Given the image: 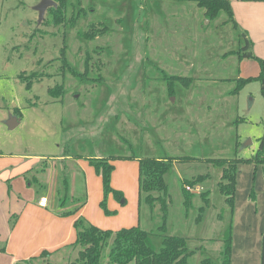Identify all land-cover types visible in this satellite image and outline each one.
<instances>
[{
	"label": "rangeland",
	"instance_id": "obj_1",
	"mask_svg": "<svg viewBox=\"0 0 264 264\" xmlns=\"http://www.w3.org/2000/svg\"><path fill=\"white\" fill-rule=\"evenodd\" d=\"M41 2L0 0V170L19 164L23 156L28 163L44 167L47 162L51 168L42 172L40 166L39 172L11 183L23 203L45 195L50 206L61 204L49 183L52 157L132 153L142 158L247 159L256 152L264 133V98L258 81L231 93L240 71L253 74L256 63L250 61L253 68L242 72L247 65L240 66L236 52L246 29L238 25L237 30L225 13L210 21L193 1L71 0L65 23L55 25L49 10L40 22L36 7ZM91 29L97 34L94 40L85 36ZM57 86H64L61 98L50 94ZM12 115H19L21 123L10 130L6 121ZM250 164L238 165L239 204L256 181L257 169ZM65 165L61 170L69 181ZM177 165L166 177L165 230L159 204L154 211L142 205L141 227L153 233L156 249L164 236L179 235L189 239L190 250L219 263V252L206 253L204 238H216L227 227L225 220L209 221L210 214L228 211L218 186L222 168L204 161ZM260 173L264 182L263 169ZM199 175H210L205 186L213 205L202 223L203 198L192 194L187 209L183 191L191 194L183 183ZM259 193L263 206L264 188ZM2 196L0 188V220ZM79 250L65 249L50 264L74 260ZM0 252V264H7L8 256ZM199 254L191 264L203 259Z\"/></svg>",
	"mask_w": 264,
	"mask_h": 264
},
{
	"label": "crops",
	"instance_id": "obj_2",
	"mask_svg": "<svg viewBox=\"0 0 264 264\" xmlns=\"http://www.w3.org/2000/svg\"><path fill=\"white\" fill-rule=\"evenodd\" d=\"M229 1L234 12L237 30H239L238 25H241L243 30L244 28L246 29L245 35L252 42L253 54L264 60V0ZM250 61L252 60L245 59L239 62L240 66L247 65L246 68H242V72L253 68L252 64L251 66L249 65ZM255 63L253 74L249 73V75L245 76L240 71L236 79L258 76L260 67L256 61ZM25 157L23 156L19 164L0 170V188L3 190L2 197L5 201L4 215L0 220V249L8 256L4 257L6 263L8 262L7 264H33L32 261H35L34 264H50L55 255L62 253L68 248L75 249L72 246L77 239V231L74 224L79 218H83L88 223L103 230L118 231L122 228L141 227V208L143 203L140 201L139 192V161L142 157L132 153L112 155L110 157L100 154L80 158L70 154L52 157L54 162L51 165L54 172L52 179H49V183L51 182L52 191L54 193L57 192L60 202L62 197L60 192L63 191L64 187L61 168L66 163L67 166L65 165V167L69 170L67 198L64 204L61 203L58 206H50V200L45 195H42L37 201L32 203H23L19 196L16 195L11 183L24 176V178H27V175L32 174L35 169H37V172L40 171V164L28 163L29 160ZM103 158H109L110 163L114 166L112 187L124 196L121 201L117 200L114 195L109 196L108 208L110 211L117 212L116 215L111 216L106 215L100 207L103 199V181L90 163L92 159ZM42 159H45V157H42ZM59 162L60 164L57 166ZM175 165L178 166L177 163H174L172 168ZM252 165L257 169V176L248 199L246 198L244 203L239 204L237 190L235 211L232 217L226 209L221 210L220 214H210L212 216L209 221L217 219L224 223L223 221L225 220L228 225L232 219V264H261L264 205L261 206L263 199L259 192L264 188V182L258 175L261 174V169H263L264 173V163L250 164V166ZM41 171L51 172L47 162L44 167L41 166ZM81 174L84 176L83 181L80 179ZM208 179H210V175ZM207 180L190 189L191 194L195 193L196 196L200 194L202 197V194L207 193L209 205L199 219L201 223L209 215L208 211L213 206L210 198L211 190L205 186ZM80 186H82L81 191L79 190ZM82 196L86 197V201L84 203L81 201L77 202ZM43 197L48 198L47 207L39 206V201ZM203 204L202 207L204 206ZM14 216H17L15 225L10 228L9 221L11 218L13 220ZM222 230H225V228L220 229L219 232H222ZM223 235L224 231L216 238H204L206 253H221ZM43 252H47L48 256L44 257V262H41ZM196 253H200V258L204 256L199 250ZM70 259H67L63 264H66ZM200 261L201 259H198L195 264H199Z\"/></svg>",
	"mask_w": 264,
	"mask_h": 264
},
{
	"label": "trees",
	"instance_id": "obj_3",
	"mask_svg": "<svg viewBox=\"0 0 264 264\" xmlns=\"http://www.w3.org/2000/svg\"><path fill=\"white\" fill-rule=\"evenodd\" d=\"M57 3V7L49 8L52 14L53 23L61 25L65 23L67 18V10L71 0H53ZM145 1V0H143ZM178 1H193L198 7L205 10L206 18L210 21L216 20L221 13H225L230 21L237 28L234 20V12L229 0H178ZM104 30V29H103ZM101 33V32H100ZM89 40H94L97 36L96 31L90 30L86 35ZM244 44L236 52L240 61L248 59L254 60L259 64L260 72L256 77L236 79V87L231 92L234 95L239 94L241 89L253 81H258L261 85V95L264 98V60L255 56L252 52V42L245 34H240ZM64 55V52L63 54ZM61 60L66 65V57L61 56ZM72 74L78 76L75 71ZM189 83H185L188 85ZM170 83V91L173 94L174 89ZM64 86H57L50 90V94L55 98L64 96ZM19 116V115H18ZM258 149L250 159L233 158V159H204L199 160L193 157H169V158H142L139 161V192L140 201L149 206L151 211H154L157 204L160 205V210L164 224L160 227L162 230L166 228V220L169 210L168 186L166 183V175L172 169L174 163H190L196 161H204L214 166L222 168V177L219 182V191L224 197L225 204L229 214L232 217L235 211L236 187L238 165L241 162H252L255 164L264 163V133L258 140ZM91 165L95 168L97 174L101 176L103 181V199L100 207L106 215H116V211H110L108 208V199L110 195L121 201L124 196L121 192L112 187V173L114 166L110 163L109 158L92 159ZM209 178V175H199L191 180H186L183 186L190 189L204 182ZM63 191L61 203L64 204L67 198L68 180L66 172L63 173ZM185 193V206L187 209L191 207L193 195L183 188ZM157 194V195H156ZM207 193L202 194L204 206L201 207V218L206 207L209 205ZM16 219V216H14ZM13 226L15 221H13ZM77 231V239L72 245L74 248H79L76 259L69 260L66 264H191L192 256L197 252L190 250L188 246L189 239L179 235H168L163 237L162 247L156 249L153 242V233L140 226L131 228H122L118 231L103 230L90 223L83 218H79L75 222ZM232 219L227 225L223 239V249L220 253L219 263L210 258L203 257L199 264H232ZM109 249V253L105 256V249ZM48 256L47 252H43L42 257ZM261 264H264V233L262 236V254Z\"/></svg>",
	"mask_w": 264,
	"mask_h": 264
},
{
	"label": "water",
	"instance_id": "obj_4",
	"mask_svg": "<svg viewBox=\"0 0 264 264\" xmlns=\"http://www.w3.org/2000/svg\"><path fill=\"white\" fill-rule=\"evenodd\" d=\"M52 7H57V3L53 0H42V2L36 7V10L39 12L40 22L45 18L47 10ZM19 124L20 120L17 115H12L10 120L6 121V125L10 130L15 129Z\"/></svg>",
	"mask_w": 264,
	"mask_h": 264
},
{
	"label": "built area",
	"instance_id": "obj_5",
	"mask_svg": "<svg viewBox=\"0 0 264 264\" xmlns=\"http://www.w3.org/2000/svg\"><path fill=\"white\" fill-rule=\"evenodd\" d=\"M187 189L190 190V187H187ZM47 205H48V198L46 197L41 198L39 201V206L47 207Z\"/></svg>",
	"mask_w": 264,
	"mask_h": 264
}]
</instances>
